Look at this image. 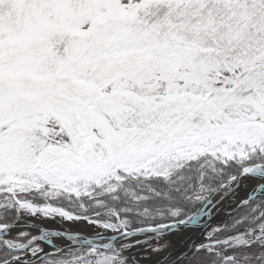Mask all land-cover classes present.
I'll return each instance as SVG.
<instances>
[{
	"label": "rangeland",
	"instance_id": "obj_1",
	"mask_svg": "<svg viewBox=\"0 0 264 264\" xmlns=\"http://www.w3.org/2000/svg\"><path fill=\"white\" fill-rule=\"evenodd\" d=\"M1 70L0 122L16 123L0 127V168L37 162L44 149L32 186L87 185L148 156L158 170L204 148L235 153L264 136V0H0ZM61 208L43 212L50 219ZM232 215L171 264H264V235L216 238ZM111 216L100 222L126 228ZM141 244L149 254L171 240ZM37 252L28 249V260ZM88 262L132 264L108 254Z\"/></svg>",
	"mask_w": 264,
	"mask_h": 264
},
{
	"label": "trees",
	"instance_id": "obj_2",
	"mask_svg": "<svg viewBox=\"0 0 264 264\" xmlns=\"http://www.w3.org/2000/svg\"><path fill=\"white\" fill-rule=\"evenodd\" d=\"M263 161L264 145H254L252 150L247 147L244 156L231 158L206 149L184 156L165 171L154 173L144 166H138L115 171L86 192L47 197L36 192L38 195L34 193L30 199L38 203L45 201L48 205L59 206L78 215H89L93 220L102 222L111 220L112 211H116L120 218L127 219L125 229H135L188 217L221 181L239 173L243 166ZM4 197V194H0V223L7 224L15 217V203ZM227 225V230L220 236H235L245 231L241 227H247L254 233L264 232V197H258L235 211ZM26 239L21 234L8 236L10 243ZM84 250L88 248L79 252L83 253ZM92 252L94 254L86 256L88 264V259L94 258L96 254L104 255L96 249ZM12 255L0 242V261L10 259ZM79 263L77 261L74 264Z\"/></svg>",
	"mask_w": 264,
	"mask_h": 264
},
{
	"label": "water",
	"instance_id": "obj_3",
	"mask_svg": "<svg viewBox=\"0 0 264 264\" xmlns=\"http://www.w3.org/2000/svg\"><path fill=\"white\" fill-rule=\"evenodd\" d=\"M29 96L28 94H23L24 96ZM264 167V162L263 164H257V165H253L252 167H245L242 169L240 174L237 175H232V177L224 180L220 186H218L212 193L211 195L202 203L201 207L194 213L191 214L190 217L186 218V219H182L180 221H175V222H169V223H162L156 226H148V227H140L137 228L135 230H116L113 232H109V233H100L98 235L95 236H90V237H84L82 239H80V237H78L76 234L72 233V232H68L65 230H60L59 228H57L55 225H49L47 223H33L30 226L26 227L23 226L22 224L20 225V223H18L20 220H23V216L21 213V206H27V207H31L34 209H43V207L39 204H36L32 201H28V202H19L17 207H16V217L14 218V220L11 223L8 224H0V241L2 242L3 246H5L8 250L12 251V252H20V251H24L28 248H30V246H33L35 244L41 243L43 242L44 244H47L49 246H52V241L48 238L45 237V233L46 232H53L55 233V235L58 237V239H60L62 242L66 243L67 247H63L60 249H57L56 251H54L55 253H63V252H67V251H74V249H81L84 247H92V248H97L103 251H107L110 252L114 255H120L125 257L127 260H130L133 264H146L145 262L141 261V260H137V258L132 254L131 251H124L123 249H121L119 246L121 243H128L126 246H133L137 243V241H135V243H131L132 240L134 239H138V237H144V235L147 234H153V235H164V236H170L171 234H180L181 232L187 231V230H192L196 227H200L202 226V224H204L205 222L209 221L212 218V213H211V207L209 205V203L211 202V200L222 190L228 188L229 186L232 185L233 182H235L238 179H243V177H255V178H259L260 180H263L264 183V174H262L261 172H259L260 168ZM264 186V184H263ZM262 186V187H263ZM258 196L257 194L254 195ZM254 197L245 200L244 203L238 204L236 206L233 207L232 210L229 211L228 215H231L233 213L234 210H236L239 206H243L244 204L248 203L249 201H251L252 199H254ZM88 218V216H86ZM12 227H16V231L19 230H23V231H33V232H37L38 234L32 238H30V240H28L27 242L23 243L20 245V247H13L12 245L8 244L6 237L8 236V234L10 233V229ZM199 242V240H193L191 244H189V246L187 247L186 251H188L190 248H192L193 245H196ZM186 251H184L183 253H185ZM182 253V254H183ZM45 254L47 253H42V256L31 261L32 263H34L35 261L41 259L42 257L45 256ZM181 254V255H182ZM181 255H179L178 257L171 259V261H167V262H162L160 264H171V262L175 261L177 258H179ZM13 259H18V257H14ZM10 262V261H9ZM9 262H3L0 264H7Z\"/></svg>",
	"mask_w": 264,
	"mask_h": 264
},
{
	"label": "bare ground",
	"instance_id": "obj_4",
	"mask_svg": "<svg viewBox=\"0 0 264 264\" xmlns=\"http://www.w3.org/2000/svg\"><path fill=\"white\" fill-rule=\"evenodd\" d=\"M259 172L264 174V167L259 169ZM263 180L259 178H251V177H243V179H238L232 183L231 186L228 188L220 191L209 203L208 207H211L212 218L202 224L200 227H196L194 229L187 230L181 232L180 234H171L170 236H162L159 234H147L144 235L143 238L138 237V239H143L148 243H153L152 246L161 242H166L171 240L170 246L163 248L160 252H156L155 250L151 249L149 254H145L147 245H140V246H130L127 247L126 243H121L120 248L124 251L128 252L131 251L132 254L137 258V260H142L146 264H160L162 262H167L171 260V258L177 257L186 247L191 243L193 240L201 239L202 235L206 231V229L213 224H220L224 220L227 219L228 213L230 210L233 209V206L241 203L244 200H247L253 197L255 194H264V186ZM263 186V187H262ZM33 214L29 216H23V220H20L18 223L23 226H30L27 222L29 219L30 223H47L49 225H55L61 231L65 230L68 232H72L76 234L80 239L84 237L95 236L100 233H108L112 232L111 228L108 225H104L98 222H92L87 220L86 218H78V217H69L67 220L65 215L61 213H55V216H52L50 219L46 215H44L41 210H34ZM27 217V218H26ZM16 227H12L10 231H16ZM50 240L52 241V245L54 247L63 248L67 247L66 243L62 242L53 232H47ZM46 236V235H44ZM138 239H134L131 243H135ZM51 250L50 247L47 248ZM23 261L19 263H10V264H23Z\"/></svg>",
	"mask_w": 264,
	"mask_h": 264
},
{
	"label": "flooded vegetation",
	"instance_id": "obj_5",
	"mask_svg": "<svg viewBox=\"0 0 264 264\" xmlns=\"http://www.w3.org/2000/svg\"><path fill=\"white\" fill-rule=\"evenodd\" d=\"M4 74V73H3ZM7 74V73H5ZM2 75V74H0ZM4 79H0V83L3 81ZM10 91L13 90V87L12 88H9ZM9 91V92H10ZM11 93V92H10ZM17 94V96L19 98H22L20 97V95L22 93H15ZM27 98L29 101H34V99L36 100L38 97L34 96L32 97V99H30L29 97H25ZM3 123H6V125H9V124H14L16 123V118L13 117L12 119L10 120H5L4 122H0V127L3 125ZM7 131V130H6ZM5 133H9V132H6ZM14 134H12L13 136ZM1 150V149H0ZM34 153H39L38 154V158H39V161L37 162H32V161H27L26 163H23L22 165H16V167H6L5 169L4 168H0V181L1 183L3 184H16L17 182H23V183H28V182H31V181H38L40 179V174L39 173H36V171L32 168L33 166H35L37 163H41V161L44 159V149L41 150H37L35 151ZM12 193L14 194V198L18 199H25L27 198L30 194H31V191L28 189V190H13Z\"/></svg>",
	"mask_w": 264,
	"mask_h": 264
}]
</instances>
